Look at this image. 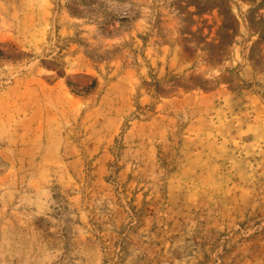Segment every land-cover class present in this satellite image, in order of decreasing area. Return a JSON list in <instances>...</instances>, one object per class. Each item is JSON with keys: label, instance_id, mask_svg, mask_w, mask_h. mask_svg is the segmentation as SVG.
<instances>
[{"label": "rangeland", "instance_id": "obj_1", "mask_svg": "<svg viewBox=\"0 0 264 264\" xmlns=\"http://www.w3.org/2000/svg\"><path fill=\"white\" fill-rule=\"evenodd\" d=\"M0 264H264V0H0Z\"/></svg>", "mask_w": 264, "mask_h": 264}]
</instances>
